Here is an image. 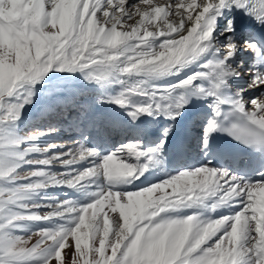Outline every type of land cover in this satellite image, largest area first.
<instances>
[{
  "label": "snow or ice",
  "instance_id": "6c2138e0",
  "mask_svg": "<svg viewBox=\"0 0 264 264\" xmlns=\"http://www.w3.org/2000/svg\"><path fill=\"white\" fill-rule=\"evenodd\" d=\"M0 264H264V0H0Z\"/></svg>",
  "mask_w": 264,
  "mask_h": 264
},
{
  "label": "bare ground",
  "instance_id": "6f19581e",
  "mask_svg": "<svg viewBox=\"0 0 264 264\" xmlns=\"http://www.w3.org/2000/svg\"><path fill=\"white\" fill-rule=\"evenodd\" d=\"M71 135V133H67V136H70ZM65 137H66V134H65Z\"/></svg>",
  "mask_w": 264,
  "mask_h": 264
},
{
  "label": "rangeland",
  "instance_id": "374dc122",
  "mask_svg": "<svg viewBox=\"0 0 264 264\" xmlns=\"http://www.w3.org/2000/svg\"><path fill=\"white\" fill-rule=\"evenodd\" d=\"M67 133H68V132H66V137H67ZM61 142H63V141H61Z\"/></svg>",
  "mask_w": 264,
  "mask_h": 264
}]
</instances>
